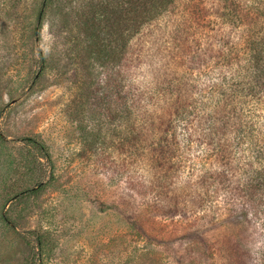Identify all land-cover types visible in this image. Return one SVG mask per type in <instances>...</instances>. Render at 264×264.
<instances>
[{"label":"trees","instance_id":"trees-1","mask_svg":"<svg viewBox=\"0 0 264 264\" xmlns=\"http://www.w3.org/2000/svg\"><path fill=\"white\" fill-rule=\"evenodd\" d=\"M103 1L81 0L54 11L66 29L78 21L86 47L104 64L105 89L93 86L87 100L97 110L94 116L124 123L121 145L135 150L128 165L140 170H134L137 179L129 189L143 202L167 201L173 210L184 211L188 230L179 242L200 248L203 259L217 255L221 264H264L263 0H115L112 8ZM207 2L215 6L220 23L203 27L215 35L203 37L201 53H193L199 35L189 14ZM16 3L4 2L1 11L9 16ZM47 7L43 0L39 28ZM244 11L263 24L262 30L246 28ZM206 65L211 68L203 74ZM188 152L203 154L208 164L187 173L190 184L180 190L176 173ZM3 221L8 223L5 216ZM125 222L141 231L139 221ZM221 227L235 232L227 248L211 235ZM141 235L149 244H164ZM175 242L169 240L168 246ZM42 251L38 246L40 256Z\"/></svg>","mask_w":264,"mask_h":264},{"label":"rangeland","instance_id":"rangeland-1","mask_svg":"<svg viewBox=\"0 0 264 264\" xmlns=\"http://www.w3.org/2000/svg\"><path fill=\"white\" fill-rule=\"evenodd\" d=\"M8 1L0 2V264H221L217 255L203 259L200 248L179 242L188 230L184 211L167 201L143 202L129 189L137 179L134 170H140L128 165L135 150L121 145L124 123L94 116L97 110L87 100L93 86L105 89L104 64L86 47L78 21L66 29L54 11L81 0H47L40 28L36 19L43 0H18L7 16L1 9ZM107 2L116 7L115 0ZM197 11L189 14L199 35L193 53H201L203 37L215 35L203 27L215 28L221 19L210 2ZM245 13L246 28L262 30L263 24ZM227 33L224 28L226 40ZM185 156L176 173L180 190L190 184L187 173L208 164L203 154ZM125 219L139 221L141 231ZM226 230L211 235L227 248L235 232ZM141 232L164 244H149Z\"/></svg>","mask_w":264,"mask_h":264}]
</instances>
